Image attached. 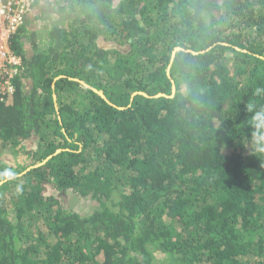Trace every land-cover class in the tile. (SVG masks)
<instances>
[{"label": "trees", "instance_id": "trees-1", "mask_svg": "<svg viewBox=\"0 0 264 264\" xmlns=\"http://www.w3.org/2000/svg\"><path fill=\"white\" fill-rule=\"evenodd\" d=\"M29 1L0 78V264H264V0Z\"/></svg>", "mask_w": 264, "mask_h": 264}, {"label": "built area", "instance_id": "built-area-1", "mask_svg": "<svg viewBox=\"0 0 264 264\" xmlns=\"http://www.w3.org/2000/svg\"><path fill=\"white\" fill-rule=\"evenodd\" d=\"M31 11L29 0H0V78L4 84L10 85L13 92L11 79L13 66L22 67V58L11 49V39L24 23L25 15Z\"/></svg>", "mask_w": 264, "mask_h": 264}, {"label": "rangeland", "instance_id": "rangeland-1", "mask_svg": "<svg viewBox=\"0 0 264 264\" xmlns=\"http://www.w3.org/2000/svg\"><path fill=\"white\" fill-rule=\"evenodd\" d=\"M45 4L46 3H43V10L46 8L48 10L47 12H51L52 8L48 7ZM47 19L50 20V21H48ZM57 19L58 18H54V21H52L49 17H46V19L44 20V23H42V24L41 23H39V24L37 23V25L35 26V27H39V29L37 31H39L40 34H38V36L42 40L39 48H44L47 45L46 43H47L48 38H47L46 32L51 27V24L56 22ZM27 47H31V43H28ZM22 62H23V60H22ZM15 66H13L12 70L10 71L11 74H13V76L18 74V73H20V67H16L15 68ZM29 148H32V147L29 146ZM4 153L5 154L1 158L2 162L4 164L11 165V166H17V164L21 160L24 161V162H27V163L30 162V160L27 159L26 155L22 156L23 153L17 154V153H15L13 151V149L12 150H7ZM64 202H65L66 207L68 209L75 210L76 212L85 213V212H91V211H93L95 209H98V205L95 202L91 203L89 200L77 198L76 196H74L72 194L69 195V197H66L64 199Z\"/></svg>", "mask_w": 264, "mask_h": 264}, {"label": "clouds", "instance_id": "clouds-1", "mask_svg": "<svg viewBox=\"0 0 264 264\" xmlns=\"http://www.w3.org/2000/svg\"><path fill=\"white\" fill-rule=\"evenodd\" d=\"M252 129V138L257 145V150L264 152V109L255 112L252 116Z\"/></svg>", "mask_w": 264, "mask_h": 264}, {"label": "water", "instance_id": "water-1", "mask_svg": "<svg viewBox=\"0 0 264 264\" xmlns=\"http://www.w3.org/2000/svg\"><path fill=\"white\" fill-rule=\"evenodd\" d=\"M1 184H2V183H1ZM1 184H0V185H1Z\"/></svg>", "mask_w": 264, "mask_h": 264}]
</instances>
